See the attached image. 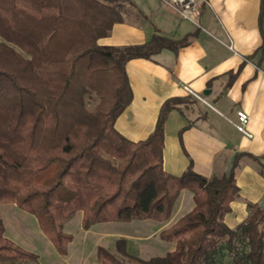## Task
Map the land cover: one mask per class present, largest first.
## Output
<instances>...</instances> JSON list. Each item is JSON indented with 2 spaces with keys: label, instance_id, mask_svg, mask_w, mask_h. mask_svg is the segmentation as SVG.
Listing matches in <instances>:
<instances>
[{
  "label": "trees",
  "instance_id": "obj_1",
  "mask_svg": "<svg viewBox=\"0 0 264 264\" xmlns=\"http://www.w3.org/2000/svg\"><path fill=\"white\" fill-rule=\"evenodd\" d=\"M122 21L116 0H0V203L32 214L55 251L66 255L73 236L64 225L77 212L84 230L102 222H163L186 189L193 208L158 233L174 243L172 251L143 259L119 237L113 249L97 247V264H264V207L247 202L240 223L224 221L239 197V159L257 157L235 152L211 177L197 173L191 160L180 175L163 168L165 120L195 99L164 100L145 139L129 140L116 129L133 98L127 62L179 48L193 36L98 43ZM258 26L262 43L249 60L264 51V0ZM37 262L36 253L6 236L0 219V264Z\"/></svg>",
  "mask_w": 264,
  "mask_h": 264
},
{
  "label": "crops",
  "instance_id": "obj_2",
  "mask_svg": "<svg viewBox=\"0 0 264 264\" xmlns=\"http://www.w3.org/2000/svg\"><path fill=\"white\" fill-rule=\"evenodd\" d=\"M260 1L199 0L196 14L188 20L159 0H125L124 4L131 9H120L123 21L115 23L109 35L98 40L103 45L127 46L145 43L154 34L175 41L193 34L184 46L164 47L149 58H133L127 62L133 98L116 119L115 127L129 140L145 139L154 129L164 100L185 96L195 99L176 106L165 120L163 168L172 175H180L191 160L197 173L211 177L222 174L235 152L257 157L244 155L235 168L240 191L239 197L230 204V212L224 216L229 227H235L247 216V202L264 207V51H258L252 60L247 59L262 43L258 26ZM116 2L121 7V2ZM260 56L263 61L257 67L255 62ZM230 71L236 73L231 79ZM185 86L204 101L190 94ZM238 109L250 117L251 138L245 137L230 122ZM193 206L192 193L181 190L170 218L159 221L151 233L141 235L140 239L158 236L160 230ZM74 216L81 223L82 213ZM72 218L64 225L66 231ZM154 221L142 220L147 224ZM121 236L120 233L113 236L106 247L113 249ZM126 245L129 251L128 240ZM155 245L148 250L151 254L137 256L143 259L163 256L175 246L162 239ZM70 247L71 242L63 256L73 264L71 261L76 258L70 255ZM78 260L77 264H82L84 258L80 256ZM95 260L94 257L92 264H97Z\"/></svg>",
  "mask_w": 264,
  "mask_h": 264
},
{
  "label": "rangeland",
  "instance_id": "obj_3",
  "mask_svg": "<svg viewBox=\"0 0 264 264\" xmlns=\"http://www.w3.org/2000/svg\"><path fill=\"white\" fill-rule=\"evenodd\" d=\"M119 1L121 2L119 9L123 7L131 9L127 4H124L125 0ZM0 40L2 39L0 38ZM77 217L74 216L67 226V230L74 237L70 247V255L76 258L75 261H71L73 264L79 262L78 258L80 256L84 258L82 264H92L94 257L96 259L97 247L100 245L107 246L112 241L113 236L119 233L123 234L121 237L129 241V251L136 255L142 254L143 257L151 254L152 251L148 250L156 246V241H160L159 236L152 237L151 235L145 241L140 239L141 235L151 233L159 225V221L150 224L144 223L140 219L129 222H102L93 225L88 230H84ZM0 219L3 221L5 234L8 238L38 255L37 264H71L65 260L63 255L55 251L46 236V238L42 237L36 218L32 214L22 210L14 203H0ZM95 261L97 262V259ZM126 264L134 263L126 261Z\"/></svg>",
  "mask_w": 264,
  "mask_h": 264
},
{
  "label": "built area",
  "instance_id": "obj_4",
  "mask_svg": "<svg viewBox=\"0 0 264 264\" xmlns=\"http://www.w3.org/2000/svg\"><path fill=\"white\" fill-rule=\"evenodd\" d=\"M164 5L172 9L176 14H178L183 19L191 20L197 12L199 0H159ZM231 48V46H230ZM185 89L192 94L194 97L203 100V97L194 93L191 89L185 86ZM249 115L242 109H238L235 112V119L230 120L233 126L242 133L245 137H253L250 132L249 125Z\"/></svg>",
  "mask_w": 264,
  "mask_h": 264
},
{
  "label": "water",
  "instance_id": "obj_5",
  "mask_svg": "<svg viewBox=\"0 0 264 264\" xmlns=\"http://www.w3.org/2000/svg\"><path fill=\"white\" fill-rule=\"evenodd\" d=\"M205 93V92H204Z\"/></svg>",
  "mask_w": 264,
  "mask_h": 264
}]
</instances>
